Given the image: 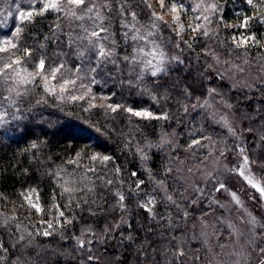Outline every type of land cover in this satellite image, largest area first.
Returning <instances> with one entry per match:
<instances>
[{"label":"trees","instance_id":"1","mask_svg":"<svg viewBox=\"0 0 264 264\" xmlns=\"http://www.w3.org/2000/svg\"><path fill=\"white\" fill-rule=\"evenodd\" d=\"M15 2V6L8 7L12 15L5 12L0 34L11 35L16 27L22 29L19 38H12L21 49L30 50L27 67L33 70L41 58L46 70L49 65L65 63L73 68L80 63L71 55L75 49L69 47L80 21L51 11L30 21H20L13 9L19 12L18 2L20 9L31 10L29 0ZM179 2L191 15L193 0ZM126 3L131 5L130 11L137 13V26L147 27L150 8L143 0ZM216 3L219 9L211 18L208 36L200 31L179 36L160 22V38L175 42L166 50L183 61L169 65L168 76L161 79L164 88L153 89L154 78L150 76L145 77L147 87H130L127 75L115 72L95 75L98 83L90 84L91 90L109 97L111 105H120L116 111L87 107L84 99H69L75 89L71 86L59 99L60 91L55 94L46 91L40 79L26 86L28 92L19 98V111L16 106L9 107L7 101L0 103V112L6 111L5 119L9 121L0 125V264L212 263L208 247L196 242L192 231L196 221L206 223L213 234L221 231L219 245L227 244L229 233L218 220L222 210L210 203L211 198L203 189L191 190L183 167L180 169L183 173H178L181 163L190 160L197 167L204 162L207 152H202L201 147L224 149L227 155L235 149L237 141L227 139V131L216 126L202 108L208 97L214 96L238 120L247 137V154L257 161L253 164L254 171L264 185V168L259 166L264 162V140L260 139L264 136V79H248L245 85L237 86L226 76L228 72L218 70L225 66L239 73L251 68L264 73V0H253V4L247 0H216ZM40 6L37 2L36 10ZM112 7L114 13L119 8L115 0ZM245 17L248 26L238 27ZM126 18L131 20L127 13ZM111 19L117 53L123 54L125 47L131 53L132 48L122 40L125 29L120 27L121 18L112 15ZM241 34L254 36L255 42L249 39L237 48L236 39ZM17 55L23 58L22 52ZM108 69H112L111 64ZM236 76L243 77L238 73ZM54 82L60 83L59 76ZM80 82L77 81L76 88ZM83 83L89 85L90 79H84ZM185 88L190 95L185 94ZM4 96L8 92L0 90V100ZM129 107L151 112L153 116L167 114L168 118L136 117L124 110ZM13 113L20 119L13 120ZM194 140L200 143L193 145ZM94 155L97 160L91 159ZM102 156L112 159L105 162L99 159ZM90 168L95 171H89ZM133 172L137 175L132 176ZM140 180L144 184L137 188ZM66 188L72 191H65ZM118 194L125 199L120 201ZM150 198H155V219L140 206ZM31 204L38 205L41 211L37 212ZM57 205L64 212L59 223ZM258 207L253 209L264 224V208ZM49 220L54 225L49 229L52 235L44 236L47 224L42 221ZM89 229L95 235H90ZM119 233L125 237L130 233L133 240L116 246L118 240L110 237ZM77 238L92 239L94 243H86L80 249ZM102 238L108 239V243L97 242ZM89 249L99 257L98 261H88ZM180 250L183 256L177 255Z\"/></svg>","mask_w":264,"mask_h":264},{"label":"snow or ice","instance_id":"2","mask_svg":"<svg viewBox=\"0 0 264 264\" xmlns=\"http://www.w3.org/2000/svg\"><path fill=\"white\" fill-rule=\"evenodd\" d=\"M37 2L41 5L39 10H36L35 8V4ZM115 2L119 5V8L115 13L113 12L112 7L113 0H29L31 10L28 11L20 9L19 3L17 2V9L19 11L18 19L20 21H30L34 16L43 15L49 11L63 13V15L70 20L80 21L77 25V35L69 40V47L75 49L71 55L74 56L80 63L74 65L73 68L66 67L65 63H59L54 66L49 65L46 70L45 60L41 58L34 66L36 70L29 71L27 64L30 61L26 58L31 57L30 50L28 48L21 49L20 46L14 43L12 39L3 40L0 42L3 44V46H0V53H7L8 55L0 56V90H6L8 92V96H4L2 100H0V103L7 101L9 107L16 106L17 111H19V98L27 95L28 88L26 86L32 84L37 77H40L45 81L44 89L46 91L55 94V86H50L47 81L49 78L56 80L59 76V99H63V94L69 90V86L76 88L77 81H81L79 88L86 89V91L80 96L70 95L69 99H84L91 92L90 84L98 83L95 75L101 73L111 75L115 72L120 75H127L129 77L127 83L130 87L133 85L147 87L145 77L150 76L151 78H154L152 80L153 89L158 90L164 88V85L161 83V79L168 76L170 71L169 65L173 63L183 64V61L179 56H170L166 50L171 47L172 43L175 42L171 40L165 41L163 38H160V22H163V15H157L155 12H152L148 26L138 27L137 25L139 21L137 20V13L135 11H130L131 5H128L126 0H115ZM143 2L148 8H151V4L148 3V0H143ZM158 3L160 4L162 10L170 11L173 14V23L177 25L175 30L179 35L184 30V24L180 23V16L177 15V13L178 11L184 10V4L180 3L179 0H172L170 8L165 9L164 0H158ZM247 3L253 4V0H247ZM196 7L199 8L201 5H197ZM253 7H255V5H253ZM218 9L219 5L217 3L204 6L205 13H215ZM126 13L131 16L130 21L127 20ZM7 15L11 16L12 12L8 11ZM112 15H117L121 18L120 27L121 29H125V31L122 32V40L124 45L132 48L131 53L127 51V47H125L123 54H118L116 51L118 44L115 39V33L110 30L112 27ZM197 19H200V17H197ZM203 20L209 23L211 22L208 15H204ZM247 26L248 18L245 17L238 27L246 28ZM21 31L22 29L20 27H16L15 31L11 33L12 37L19 38ZM192 31H200L204 36L209 35L207 28L202 24H196L195 27H192ZM233 39L235 40L236 38L233 37ZM247 39H252L255 42L254 36L242 38L236 43V47L239 48L242 44H246ZM175 46L179 48L180 44L176 43ZM18 52H22L23 58L22 56L17 55ZM93 56L95 57V60H93ZM109 64L112 65L111 70L108 69ZM122 64L124 66L123 68H121ZM86 78L90 79L89 85L83 83V80ZM121 83H124V81L122 80ZM167 91L168 89L165 88V92ZM212 91H215V89H212ZM184 92L186 95H190L187 88L184 89ZM104 98L106 99L107 97ZM91 99L94 100L96 97L93 96ZM153 99H156V97H153ZM119 107L121 106L108 105V108L112 111H116ZM193 107H195V105H193ZM228 107L231 108V105H228ZM124 110L136 117L154 119L168 118L167 114H164L163 116H153V113L151 112L142 110L138 111L131 107L125 108ZM184 110H188L187 106H185ZM6 115V111L0 112V125L7 124L9 122L5 119ZM12 119L19 120L20 117L13 113ZM225 123H227V121H225ZM249 130L251 131V129ZM229 131L235 135V131L231 127H229ZM260 139L264 140V136H261ZM199 143V140H194L192 142L193 145ZM191 146L192 145H189V147ZM32 147L35 148L36 145L33 144ZM140 151L143 152V149ZM221 155H223V153H221ZM239 155L242 156V163L231 171L238 172V174L243 177L252 188L256 189L260 193L261 198L264 199V187L260 186L259 181L251 173V164H255L257 161H250L244 148L239 149ZM142 158L147 159V156L143 155ZM91 159L97 160L98 157L94 155ZM99 159L106 162L110 161L112 157L102 156L99 157ZM259 166L264 168V162H262ZM89 171L94 172L95 169L90 168ZM117 171H119V168H117ZM136 175V172L132 173V176ZM108 183H111V181H108ZM143 184L144 181L140 180L137 182L136 187L140 188ZM222 188H225L223 183H221L219 188L216 190L219 191ZM65 191H72V189L66 188ZM89 191H91V189H89ZM232 196L233 199L237 200V203H239L236 194L232 193ZM119 199L120 201H123L125 197L123 195H119ZM168 199L171 200L172 197L169 196ZM154 205L155 198H150L147 204H142L140 206L145 208L147 212L151 213L153 219H155L156 214L153 212ZM30 206L35 208L37 212L41 211V208L36 204H31ZM56 208L58 211L57 223H59V218L64 217V212L59 211L58 205ZM186 215L187 213H185V216ZM66 222L68 224L72 223L71 220H66ZM250 222L255 224V217H251ZM42 223L47 224V227L42 234L44 236H51L52 232L49 231V229H53L54 227L52 221H42ZM116 227L118 228L119 225ZM87 231L90 235H95L94 233H91L90 229ZM110 238L118 240V244L116 246L123 245L126 240H133L130 233L127 237L123 236V233H119L111 236ZM21 239H23V237H21ZM97 242L106 244L108 243V239L102 238ZM86 243L88 245H92L94 241L92 239L85 241L84 239L77 238V244L80 249H83ZM0 247H2V245H0ZM130 247L131 244H129V248ZM89 252L90 254L87 257L88 261L99 260V257L91 254V249H89ZM260 252L264 253V248H261ZM177 255L183 256V250L178 251ZM262 264H264V261H262Z\"/></svg>","mask_w":264,"mask_h":264},{"label":"rangeland","instance_id":"3","mask_svg":"<svg viewBox=\"0 0 264 264\" xmlns=\"http://www.w3.org/2000/svg\"><path fill=\"white\" fill-rule=\"evenodd\" d=\"M14 3H16L15 0H0V24L5 18L4 16H6L5 12L10 9L8 7L13 6ZM148 3L151 4L150 10L157 15H163V22L177 33L175 30L177 25L173 23V14L170 11L162 10L158 0H148ZM171 3V0H164L165 9L170 8ZM212 3H216V0H193L192 4H194V9L191 15L186 11L187 9L185 7L183 11H178L177 15L180 16V23L184 24V30L179 36L183 33H189L190 35L194 33L192 27H195L196 24H202L210 31L211 25L209 22L203 20V16L208 15L211 21L212 16L218 13V10L215 13L204 12V6ZM189 4L190 3H187V5ZM197 5H201V7L197 8ZM14 13L15 17L19 15L16 9H13V14ZM197 17H200V19H197ZM6 21L10 20L6 18ZM242 38L246 37L241 34L236 40L240 41ZM7 39H12L15 43V40L9 33L4 32L0 34V42ZM248 41L249 39L246 40V43ZM0 46H3V44L0 43ZM4 54L8 55L7 53H0V56ZM219 67H221V64ZM28 70L35 71L36 69L34 68L31 70L28 67ZM218 70L224 73L225 71L228 72L226 76L237 86L245 85L248 79H264L263 72H257L252 68L250 71L248 70L240 73L235 68L225 66H223L222 70L219 68ZM237 73L243 77L236 76ZM36 79H40L45 83L40 77ZM47 83L50 86H55V92L60 91L59 83L54 82L51 78H49ZM85 91L86 89H80L78 87L70 94L80 96ZM93 96H95L96 99H91ZM104 97L107 96L94 93L91 90L84 100L87 107L108 108V105H111L108 100L110 98L107 97L105 99ZM202 108L209 114L212 122H214L216 126H220L223 130L227 131V139L233 138L232 141H237V143L232 154L228 155L225 154L226 150L221 149V151H219L218 148L214 146H207L206 148L201 147V151L207 152V155L206 157L204 156V162H202L200 166H197L198 168L195 166L193 167L190 160L184 164L181 163L179 166L178 173L182 174L183 171L185 172L183 175L187 176L186 179L190 184L191 190L198 192L200 189H203L202 192L207 193L208 197L211 198L210 203L220 207L222 214L217 218L227 230V233H229V236H227L229 238L227 244L220 246L219 239L221 238V231L219 230L218 235H215L211 232L206 223L198 224V221H196V228H193L192 236L196 242L203 243L205 248L208 247L209 252H211V264H262V261H264V253H261L260 249L264 248V224L259 218L258 211H254L253 208L254 206L258 207L259 201L260 207L258 208L262 210L264 208V199L261 198L260 193L252 188L238 172L231 171L242 163V156L239 155V149L244 148L246 151L247 137L231 110L214 96L208 97L207 100L203 102ZM225 121H227V123H225ZM229 127L235 131V135L229 131ZM218 152L223 153V155ZM181 168L183 171L180 170ZM251 173L259 181L260 186L264 187L263 181L258 178L254 171L253 164H251ZM221 183L225 185V188L217 191L216 189L219 188ZM232 193L236 194L239 203H237V200L233 199ZM251 217H255V224L250 222Z\"/></svg>","mask_w":264,"mask_h":264}]
</instances>
